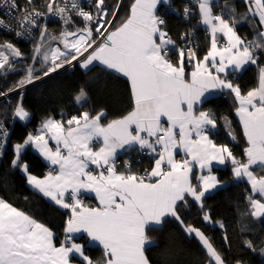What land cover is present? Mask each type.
<instances>
[{"label":"snow or ice","instance_id":"1","mask_svg":"<svg viewBox=\"0 0 264 264\" xmlns=\"http://www.w3.org/2000/svg\"><path fill=\"white\" fill-rule=\"evenodd\" d=\"M242 2L243 13H238L235 4L221 5V0L186 4L184 19L198 13V24L205 27L210 46L199 58L192 46L194 35L182 33L186 47L176 49L178 60L173 63L169 48L176 47L175 41L164 28L165 20L157 14L158 7L170 5L171 0H134L129 14L119 22V2L109 6L106 0H92L93 10L86 11L81 0H47V13L57 16L62 24L59 34L38 22L45 13L33 6V0H26L23 8L17 0H0V8H6L18 25L15 35L35 39L32 62L24 67V75L0 92V96L21 92L12 112L14 119L26 122L31 115L23 106L22 90L65 67H79L87 74L99 65L104 71L121 74L130 82L133 104L126 115L106 123L104 109L95 114L81 111L66 120L50 116L35 133L29 132L22 142L13 145L11 167L18 168L38 194L69 209L70 216L65 222V240L57 246L48 227L0 198V264H72L74 256L81 264H149L145 247L151 240L146 229L162 228L169 218L198 239L208 264H227L201 229L185 224L179 208L187 206L191 197L203 213L202 220L223 229V222L212 221L203 199L222 186L212 174L213 164L231 163L234 179L246 180L250 188L246 193L247 215L264 219V174H256V169L264 172V66L259 69L258 86L246 94L229 79L246 65H256L259 55L264 54V0ZM214 7H221V11L214 12ZM17 12L19 15H13ZM250 17H257L258 23L253 39L247 40L238 34L236 25L251 23ZM77 18L83 27L76 24ZM0 28L13 31L2 18ZM34 29L39 30V39L33 36ZM220 36L226 38L223 45L218 42ZM17 59H24L17 47L10 41L0 43V75L18 71ZM186 64L194 68L190 78ZM225 90L238 104L235 111L248 145L243 150L245 159L237 158L228 145L216 144L210 138V130L217 126L215 115L210 110L197 111L213 93ZM87 100L88 93L81 87L74 102L83 106ZM223 119L230 128L227 117ZM228 134L235 139L231 131ZM8 136L0 120V155ZM94 142L101 145L97 150L92 147ZM28 146L54 166L43 178L31 174L27 163L21 162ZM122 150L152 155L151 171L138 175L125 162L126 170L118 172L116 158ZM177 150L185 158L177 160ZM90 165L98 171L94 173ZM194 167L200 170L195 175L196 183ZM86 192L95 193L99 206L83 203L81 196ZM245 230L242 225L241 231ZM75 233H85L90 244L102 246V261L94 262L85 254L84 245L73 240L71 234ZM224 239H228L226 234ZM243 243L257 251L252 240ZM258 251L264 255V246Z\"/></svg>","mask_w":264,"mask_h":264},{"label":"trees","instance_id":"2","mask_svg":"<svg viewBox=\"0 0 264 264\" xmlns=\"http://www.w3.org/2000/svg\"><path fill=\"white\" fill-rule=\"evenodd\" d=\"M117 2L121 4L117 20L119 22L121 18L129 14L134 0H106L109 6H114ZM46 3L47 0H38V5ZM183 8L184 4L178 0L167 6V11L160 14L165 20L164 28L171 39L177 42L179 48L181 34L187 29H192L200 42L197 50V55L200 57L206 52L209 42L201 29L197 27L196 14L189 23L183 21ZM46 24L51 33L59 34L62 30V24ZM76 24L83 27L79 18L76 19ZM237 30L247 40L254 37L246 26ZM36 39H39V33ZM6 41H10L25 57H28V60L30 59L35 39L25 44L0 30V43ZM174 58L173 54L169 55L171 61H174ZM28 63L30 61L24 66ZM261 66H264V54L259 55L255 66H249L236 78L230 76L229 79L234 84H238L242 93L246 94L247 91L256 87L257 71ZM21 76H23V71L0 76V92L6 91ZM81 87L86 89L88 100L83 106H78L74 102V96ZM22 91L23 106L31 114L26 123L13 122L12 112L20 98V91L10 92L7 98L0 100V117L3 118L6 128L11 127L7 147L0 157V198L48 227L54 233V242L58 246L64 236L68 214L66 210L56 207L31 190L27 186L26 177L19 172L18 168L11 167L14 154L13 145L22 142L30 131L37 130L41 122L50 116L59 119L61 115H75L81 111L95 114L96 111L104 109L106 111L104 122L106 123L108 120L126 115L133 106L130 83L125 77L104 71L100 66H96L87 74L76 67L75 69H61L49 77L28 85ZM237 106L234 95L225 92L202 103L199 109L210 110L216 117L217 126L210 136L211 139L218 145H228L237 158L245 159L243 150L247 147V142L236 116ZM223 117H227L230 121V128L226 126ZM229 131L234 135V141L229 138ZM128 153L132 159V170L140 171L153 164L152 160L142 156L139 151H128ZM21 162L27 163L29 172L37 177H42L47 170L43 161L30 149L23 151ZM118 170H121V167ZM214 172L221 182H227L228 185L204 197L203 204L205 210L210 212L212 221L223 222L225 227L221 229L215 223H205L201 218L203 213L197 203L190 199H188L187 206L181 205L179 208L182 219L185 224L201 229L227 264H236L237 260L242 261V264H264V255L258 251L261 246H264V219L255 220L247 215L246 193L250 191L248 184L244 181H235L229 167L214 169ZM256 174L260 175L264 172L256 169ZM86 201L90 202L89 199ZM242 225L247 230L242 232ZM225 234L227 241L224 239ZM146 235L154 242L152 246L145 248L149 264H208L209 262L206 251L198 239L187 235L174 219L169 218L162 228L147 229ZM246 239L254 242L257 251L253 252L244 245L243 241ZM86 254L91 259H95L101 251L98 248L88 247Z\"/></svg>","mask_w":264,"mask_h":264},{"label":"crops","instance_id":"3","mask_svg":"<svg viewBox=\"0 0 264 264\" xmlns=\"http://www.w3.org/2000/svg\"><path fill=\"white\" fill-rule=\"evenodd\" d=\"M224 3H231V4H235L236 5V8H237V11H238V13H243L244 11H245V8H244V6H242L243 5V2H242V0H221V5H223ZM218 9H221V7H214V12H216V13H218L217 12V10ZM158 10H159V7H158ZM158 15H159V11H158V13H157ZM196 16H197V19H198V13H196ZM250 20L252 21L251 23L250 22H248V21H242V22H240V23H238L237 25H236V29H239V28H241V27H247L248 28V31L251 33V34H253L254 35V31H255V29H254V25L255 24H257L258 23V18L257 17H250ZM197 27L198 28H200L201 29V31L203 32V34H204V36H205V38L208 40V42H209V45H208V48H209V46H210V41H209V37H208V33L205 31V27L203 26V25H197ZM237 32H238V30H237ZM238 34H239V32H238ZM240 35V34H239ZM241 36V35H240ZM242 38H245V37H243V36H241ZM246 39V38H245ZM173 40V39H172ZM174 41V40H173ZM219 44H221V45H223V44H225L226 43V38H223L222 36H220L219 37ZM180 43H181V41H180ZM175 45L177 46L178 44H177V42L175 41ZM200 46V45H199ZM170 48H172V46H170ZM208 48H207V50H208ZM198 49H199V47H198ZM197 49V50H198ZM197 50H196V52H197ZM207 50H206V52H207ZM206 52L203 54V55H201L199 58H202L205 54H206ZM171 54H173L174 56H175V58L173 59L174 61H172L173 63H176V61L178 60V51L174 48V50L169 54V55H171ZM171 60V59H170ZM99 66V65H98ZM249 66H255V65H251V64H249V65H246L245 66V68L241 71V72H239V73H232V75H231V77L232 78H236L238 75H240L245 69H247ZM100 67H102V66H100ZM260 69V68H259ZM259 69H258V71H257V84H256V87L258 86V74H259ZM194 70V68H193V66L192 65H188V64H186V67H185V71H186V74H187V76H188V78H190V73L192 72ZM117 74V73H116ZM119 75H121V74H119ZM122 76V75H121ZM126 78V77H125ZM127 79V78H126ZM130 83V82H129ZM225 92H227L226 90L225 91H223V92H219V91H217V92H215V93H213L212 95H211V98H213V97H216V96H219V95H221L222 93H225ZM78 106H80L79 104H77ZM202 105V104H201ZM201 105H199L198 106V108H197V111H200V106ZM75 115H77V114H75ZM70 115H68V116H66V115H61L60 117H59V119H61V118H63V119H67L68 117H69ZM236 116H237V119H238V121H239V123H240V125H241V127H242V131H243V126H242V124H241V122H240V119H239V117H238V115L236 114ZM164 122H165V126H167V123H166V120H164ZM215 130H216V128L215 129H211L210 130V136L215 132ZM178 131V130H177ZM243 134H244V131H243ZM211 138V137H210ZM232 141H234V139L230 136L229 137ZM244 139H245V141L247 142V140H246V137H245V135H244ZM50 146H55V144H54V142L53 141H50ZM101 145H100V143H96V142H94L93 143V145H92V147L94 148V150H97L99 147H100ZM248 146V145H247ZM25 149H30L31 151H33L42 161H43V163L46 165V167H47V170H46V172H45V174L42 176V177H40V178H43L54 166H51L50 165V163L48 162V161H46L40 154H39V152L36 150V149H34L33 147H31V146H28V147H26ZM24 149V150H25ZM23 150V151H24ZM23 153V152H22ZM125 153H128V151H120L119 153H118V155L117 156H119V155H121V154H125ZM140 153V152H139ZM142 153H144V152H142ZM145 155V157H147L148 159H150V160H152L153 161V164H152V166L151 167H147V168H143V169H141L140 171H136V170H132V167H131V171L132 172H134V173H138V172H141V171H143V170H145V169H147L149 172L151 171V168L153 167V165H154V157L152 156V155H149V154H147V153H144ZM177 160H180V159H182V158H185V155H184V153L182 152V151H180V150H177V152H176V157H175ZM94 167V165H90V168H93ZM166 167V166H165ZM225 167H229L230 168V170H231V168H232V165H231V163H227V164H225V165H218V164H213V167H212V174L213 175H216L217 176V174L214 172V169H223V168H225ZM118 172H122V170H118ZM199 172H200V170L198 169V168H196V167H194L193 168V182L194 183H196V180H195V175H197V174H199ZM232 173V172H231ZM204 174H207V171L205 170V172H204ZM26 177V176H25ZM234 178V177H233ZM235 180V179H234ZM235 181H237V180H235ZM241 181H244V182H246V180H241ZM247 183V182H246ZM221 184H222V186L221 187H218L217 189H214V190H212L211 192H209V193H207L206 195H205V197L206 196H208V195H211L212 193H214L215 191H217L218 189H221V188H223V187H225L226 185H228V183L227 182H221ZM248 184V183H247ZM27 186L31 189V190H33V191H35L34 189H32L31 188V186H29L28 184H27ZM249 186V185H248ZM36 192V191H35ZM37 193V192H36ZM42 196V195H41ZM83 197H84V200H82L83 201V203L86 205V206H88V207H97V206H99V202H98V200H97V198H96V196H95V193H93V192H86V193H84L83 195H82ZM45 198V197H44ZM47 201H49L50 203H52L53 205H55L56 207H58V208H60V209H62V210H66V212H67V214H68V217L70 216V210L69 209H63V208H61L60 206H58V205H56L54 202H52V201H50L48 198H45ZM87 199H89L90 200V202L92 203H90L89 201L87 202L86 200ZM188 199H190V200H192V198L191 197H189ZM193 201V200H192ZM69 202H71V201H69ZM194 202V201H193ZM196 203V202H195ZM68 219V218H67ZM147 230V229H146ZM65 232H64V236L62 237V239H61V241H60V243L62 242V241H64L65 240ZM72 235V237H73V240L76 242V243H80V244H82V245H84V252H85V254H86V248H88V247H92V248H98L100 251H101V254L97 257V258H95V259H92L94 262H98V261H102V259L104 258V253H103V249H102V246H100V245H98V244H90L89 243V239H88V237L86 236V234L85 233H75V234H71ZM55 243V242H54ZM154 244V242L153 241H151V244H148V245H146V247H149V246H152ZM59 246V245H58ZM145 247V248H146ZM87 255V254H86ZM72 264H81V261L78 259V258H76L75 256L72 258Z\"/></svg>","mask_w":264,"mask_h":264},{"label":"built area","instance_id":"4","mask_svg":"<svg viewBox=\"0 0 264 264\" xmlns=\"http://www.w3.org/2000/svg\"><path fill=\"white\" fill-rule=\"evenodd\" d=\"M173 1H175V0H171V2H173ZM178 1H181V2L184 4V6H185L186 4H190V5H192V6L195 5V0H178ZM57 2L62 3V0H57ZM91 2H92V0H81V3L85 6V10H86V11H88V10H92V8H91ZM17 3H18L22 8L26 6V0H17ZM44 5H45V4H40V5H38V0H33V6L36 7L37 9H39L41 12H44V13H45V15H44L43 17H41L40 20H39L38 22H39L40 24H46V23H55V24L58 23V24H61L60 21H59V18H58L57 16L52 15V14H48V13H47V9H46V7H45ZM167 6H168V5H163V4L159 6V10H158V11H159V15H160V14H163V13H165V12L167 11ZM7 11H8V10H7L6 8H0V18H2V19L4 20L5 24L10 25V26L12 27L13 31L10 32V31H7V30H5V29H3V28H0V30L5 31L6 33L12 35V37H13L16 41H19V42H22V43L28 44V43H29L31 40H33V39H32V38H29V37H27V36L21 38V37H17V36L15 35V31L19 30V28H18V25L16 24L15 20H13L12 17L9 16V15L7 14ZM193 11H194V12L196 11L194 7H193ZM220 11H221L220 9L217 10V12H220ZM13 15H19V13L17 12V13H14ZM194 15H195V14H194ZM194 15H193V16H194ZM193 16L190 17L188 20H185L184 17H183V21L189 23V22L192 20ZM188 32H191V33L194 35V37H195L192 46L195 48V51H196V50L198 49L199 45H200V42H199V40L197 39L196 34L193 32L192 29H187V31H185L184 33H188ZM38 33H39V30H38V29H34V30H33V36H34L35 38L38 36ZM181 47H186V42H185L184 40H181L180 48H181ZM177 48H179V47L176 46L175 49H177ZM173 50H174L173 47H172V48H169V54H170ZM10 94H11V93H10ZM10 94H8L7 96H1V97H0V100H1V99H5V98H7ZM0 120H3V118L0 117ZM3 122H4V120H3ZM4 126H5V123H4ZM5 128H6V126H5ZM6 129H7V128H6ZM35 131H36V130L30 131V132L35 133ZM140 154H141L142 156L145 155V154L142 153V152H140ZM122 158H123L124 160H122ZM125 158H126V159H125ZM125 162H128V163L130 164V166H132V159H130V155H129V153H125V154H121V155L117 156V158H116L117 171H118V168H120V167H121V170H122V171H125V170H126V169H125ZM91 169L93 170L94 173H95L96 171H98V170L95 168V166H94L93 168H91ZM146 171H148V170L145 169V170H143V171H141V172H138L137 174H138V175H144ZM81 199L84 200V197L81 196Z\"/></svg>","mask_w":264,"mask_h":264},{"label":"rangeland","instance_id":"5","mask_svg":"<svg viewBox=\"0 0 264 264\" xmlns=\"http://www.w3.org/2000/svg\"><path fill=\"white\" fill-rule=\"evenodd\" d=\"M5 54H8V55H10V53L5 49ZM23 57H24V59L23 60H20V59H17L16 61H15V64H16V67H17V69H19L18 71H16V72H12V73H17V72H20V71H23V69H24V64L26 63V62H28V61H30V63L32 62L31 61V59H27L28 57H25L24 55H23ZM11 58V57H10ZM66 68H68V67H65V69ZM12 73H9V74H12ZM23 75H24V72H23ZM0 76H3V75H0ZM20 122V123H26V122H21V121H19L18 120V118H13V122ZM7 131H8V133L10 134V132H11V127L10 128H7ZM8 140H9V136L7 137V140H6V143H5V146H4V149H3V152L5 151V149H6V147H7V143H8ZM0 157H1V155H0ZM19 170V169H18ZM19 172L22 174V175H24L20 170H19ZM25 176V175H24Z\"/></svg>","mask_w":264,"mask_h":264}]
</instances>
